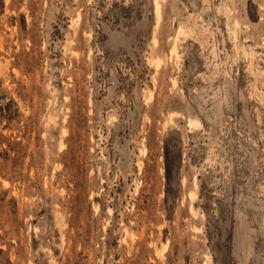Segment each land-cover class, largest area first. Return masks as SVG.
Masks as SVG:
<instances>
[{
	"label": "rangeland",
	"instance_id": "obj_1",
	"mask_svg": "<svg viewBox=\"0 0 264 264\" xmlns=\"http://www.w3.org/2000/svg\"><path fill=\"white\" fill-rule=\"evenodd\" d=\"M0 264H264V0H0Z\"/></svg>",
	"mask_w": 264,
	"mask_h": 264
},
{
	"label": "bare ground",
	"instance_id": "obj_2",
	"mask_svg": "<svg viewBox=\"0 0 264 264\" xmlns=\"http://www.w3.org/2000/svg\"><path fill=\"white\" fill-rule=\"evenodd\" d=\"M189 122L191 123V121L189 120ZM193 122V121H192Z\"/></svg>",
	"mask_w": 264,
	"mask_h": 264
}]
</instances>
